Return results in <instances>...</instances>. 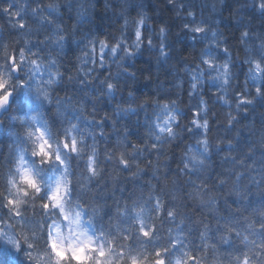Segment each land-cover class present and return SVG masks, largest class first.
Segmentation results:
<instances>
[{
  "label": "clouds",
  "instance_id": "clouds-1",
  "mask_svg": "<svg viewBox=\"0 0 264 264\" xmlns=\"http://www.w3.org/2000/svg\"><path fill=\"white\" fill-rule=\"evenodd\" d=\"M0 264H264V0H0Z\"/></svg>",
  "mask_w": 264,
  "mask_h": 264
}]
</instances>
